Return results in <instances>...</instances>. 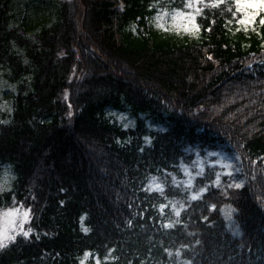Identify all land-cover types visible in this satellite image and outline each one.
Listing matches in <instances>:
<instances>
[{
	"label": "trees",
	"instance_id": "16d2710c",
	"mask_svg": "<svg viewBox=\"0 0 264 264\" xmlns=\"http://www.w3.org/2000/svg\"><path fill=\"white\" fill-rule=\"evenodd\" d=\"M16 1L0 0V69L16 89L0 210L21 216L0 264H264V0H198L184 32L150 22L194 0H59L31 35ZM194 143L239 158V239L212 210V170L194 199L167 180L166 199L144 188Z\"/></svg>",
	"mask_w": 264,
	"mask_h": 264
},
{
	"label": "rangeland",
	"instance_id": "374dc122",
	"mask_svg": "<svg viewBox=\"0 0 264 264\" xmlns=\"http://www.w3.org/2000/svg\"><path fill=\"white\" fill-rule=\"evenodd\" d=\"M197 1L188 8L187 11H160L150 22L153 28L163 31L178 30L189 31L195 25L198 14ZM59 0H17L12 4L11 14L14 16L16 25L26 35H31L32 27L39 25H49L56 18V7ZM16 93L15 87L5 80L3 70L0 69V123L10 121L13 113V96ZM117 122L124 128H132L133 119L122 113H110ZM207 170L213 171V185L218 190L219 203L212 207L222 218L225 231L233 238L241 237V229L236 220V210L234 200L238 191L244 185V177L240 168L238 156L226 145L213 143L203 145L201 143L189 144L183 149V156L180 159L176 170H162L159 174H152L145 183V190L157 193L165 198L166 184L174 188L187 189L190 198L198 196L200 190L197 189V182ZM10 177L7 169L0 165V192L8 183ZM185 208V204L174 198L171 202V209L175 215H179ZM20 212L15 208L0 210V245L6 244L11 237L19 230ZM91 254H86L82 264H90ZM179 264H188L180 262Z\"/></svg>",
	"mask_w": 264,
	"mask_h": 264
},
{
	"label": "snow or ice",
	"instance_id": "6c2138e0",
	"mask_svg": "<svg viewBox=\"0 0 264 264\" xmlns=\"http://www.w3.org/2000/svg\"><path fill=\"white\" fill-rule=\"evenodd\" d=\"M237 3L239 4V3H240V0H237ZM24 235H25V236H27V235H28V233H27V232H25V233H24ZM0 246H2V245H0Z\"/></svg>",
	"mask_w": 264,
	"mask_h": 264
}]
</instances>
